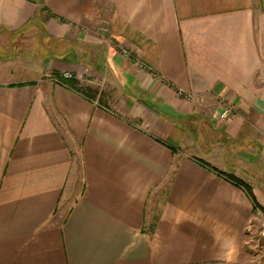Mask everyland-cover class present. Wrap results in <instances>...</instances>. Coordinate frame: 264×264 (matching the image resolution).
<instances>
[{
  "label": "crops",
  "instance_id": "1",
  "mask_svg": "<svg viewBox=\"0 0 264 264\" xmlns=\"http://www.w3.org/2000/svg\"><path fill=\"white\" fill-rule=\"evenodd\" d=\"M227 175L264 209V0H0V264H254Z\"/></svg>",
  "mask_w": 264,
  "mask_h": 264
},
{
  "label": "trees",
  "instance_id": "2",
  "mask_svg": "<svg viewBox=\"0 0 264 264\" xmlns=\"http://www.w3.org/2000/svg\"><path fill=\"white\" fill-rule=\"evenodd\" d=\"M60 76H56V78H58ZM63 86H65L66 88L73 90L77 93H80L81 95H83L84 97L90 99V100H96L97 98H99L100 102L102 103V96L100 95V90L98 88H94L91 86H85L83 85L79 80L75 79V78H71V79H62L61 80ZM203 165L209 166L207 163H205L204 161H200ZM210 167V166H209ZM217 172H220L218 170H216ZM222 173V172H221ZM224 174V173H222ZM227 177L232 180L233 182H235L238 186H241L245 189V191L247 192L249 198L253 201L254 205H255V212L258 210H261L264 214V209L258 204L254 193H253V189L252 187L247 184L246 182L236 178L235 176L232 175H227Z\"/></svg>",
  "mask_w": 264,
  "mask_h": 264
},
{
  "label": "rangeland",
  "instance_id": "3",
  "mask_svg": "<svg viewBox=\"0 0 264 264\" xmlns=\"http://www.w3.org/2000/svg\"><path fill=\"white\" fill-rule=\"evenodd\" d=\"M103 91L108 96L113 93L109 88ZM246 239L250 242L246 259L253 260L254 264H264V220L255 221V227Z\"/></svg>",
  "mask_w": 264,
  "mask_h": 264
},
{
  "label": "built area",
  "instance_id": "4",
  "mask_svg": "<svg viewBox=\"0 0 264 264\" xmlns=\"http://www.w3.org/2000/svg\"><path fill=\"white\" fill-rule=\"evenodd\" d=\"M71 78H73L72 75L66 73V74L61 75L60 77L56 78V83L63 85L61 82L62 79H71ZM186 98L188 100H191L193 97L186 94ZM235 113H236V110L230 103H222V109L218 113L216 118L218 119V121L227 122L235 115Z\"/></svg>",
  "mask_w": 264,
  "mask_h": 264
}]
</instances>
